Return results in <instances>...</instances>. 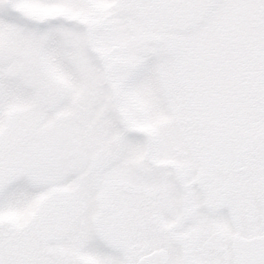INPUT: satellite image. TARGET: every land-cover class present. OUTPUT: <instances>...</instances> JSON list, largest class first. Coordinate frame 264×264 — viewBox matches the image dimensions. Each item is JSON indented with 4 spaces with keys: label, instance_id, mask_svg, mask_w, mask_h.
Here are the masks:
<instances>
[{
    "label": "snow or ice",
    "instance_id": "6c2138e0",
    "mask_svg": "<svg viewBox=\"0 0 264 264\" xmlns=\"http://www.w3.org/2000/svg\"><path fill=\"white\" fill-rule=\"evenodd\" d=\"M0 264H264V0H0Z\"/></svg>",
    "mask_w": 264,
    "mask_h": 264
}]
</instances>
